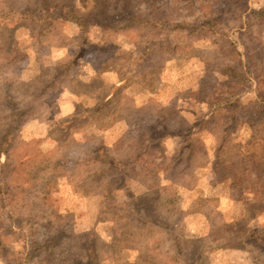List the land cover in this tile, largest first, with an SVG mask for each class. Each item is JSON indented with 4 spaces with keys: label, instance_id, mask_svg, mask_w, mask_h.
I'll return each instance as SVG.
<instances>
[{
    "label": "rangeland",
    "instance_id": "1",
    "mask_svg": "<svg viewBox=\"0 0 264 264\" xmlns=\"http://www.w3.org/2000/svg\"><path fill=\"white\" fill-rule=\"evenodd\" d=\"M37 1L0 0V21L20 27L15 43L0 28V264H166L180 229L191 264H264V200L213 165L224 140L264 153V0H45L61 14ZM36 78L14 90L32 114L5 144L4 87ZM145 125L160 134L120 142ZM189 128L198 155L178 151ZM149 196L158 220L137 211Z\"/></svg>",
    "mask_w": 264,
    "mask_h": 264
},
{
    "label": "trees",
    "instance_id": "2",
    "mask_svg": "<svg viewBox=\"0 0 264 264\" xmlns=\"http://www.w3.org/2000/svg\"><path fill=\"white\" fill-rule=\"evenodd\" d=\"M37 6L34 8L36 11H38L39 13L43 14V13H48V12H57V13H62V11H58L57 10V5L51 4L49 1L46 2L45 0H38L37 1ZM48 6H50V8H48ZM248 8L247 6H245L244 11H246ZM31 11V9H28L24 12H22V14L24 16H27L29 14V12ZM40 19L42 20H54L56 19L54 16H46V17H41ZM64 19V18H62ZM68 19V18H67ZM67 19L65 18V20L67 21ZM219 21L217 18L213 19L212 21ZM64 21V20H63ZM211 21H206L203 23V27H207L209 25ZM24 27V26H21ZM26 27V26H25ZM0 28H4L5 31H11V35H12V43L16 42V33L18 31V29L20 27L16 26V23H13V21L11 22H2L0 21ZM242 28V26H241ZM37 78L33 79L30 82H21V81H13L12 83L10 81L7 82V87H4V90L7 91V93H9L11 91V93L8 95V97H6V99L8 100V107H11V111L12 114L8 115L6 114L5 119L10 121V132L9 134H6L5 137V144H9L12 136H13V132L11 131L12 129H15L17 127V125H20L22 123V121L24 120V117L29 116L32 114V112H30V110L28 111H24L23 110V106H22V102L18 100L17 96L14 94V90L15 88L18 87L17 92L19 93V84H23V87H30V85H34L37 82ZM21 89V88H20ZM13 93V95H12ZM15 98V99H14ZM264 100V99H263ZM4 103H0V106H3ZM5 109V108H4ZM1 111H3V109H1ZM100 111V108L93 110V111H89L91 113H98ZM7 113V112H5ZM86 115L88 116L89 113H86ZM86 119V116L83 117ZM78 119V114H72L69 117L68 120V125H70V130L73 133H77L80 132L81 129L79 127H75L74 122L77 121ZM89 119V118H88ZM91 126H97L99 127L101 130H103L105 127L100 126L98 123L96 122H92ZM225 131H227V129H225ZM142 136L143 138H149L152 137L154 134H160L158 131H156L155 129L152 130V126L147 127L145 126H137L135 129L133 130H129L127 131V133L124 134V136L120 139V142H123L125 140V138H127V136L129 134H136L137 136L139 135ZM185 141L183 143V145L178 149V151H180V155H183L184 153H186L189 150H193L195 151V147H194V139L192 136V132L190 130V128L187 130V133L185 134ZM228 140H224L220 145L217 146L215 154H214V159H213V165H214V171H215V175L217 176L216 178L219 179L220 181H224L225 179H231L233 181V184L241 187L242 188V192L245 193H249L254 195V200L257 199H262L264 200V183L261 180L260 177V171H261V164L260 162H262L261 160H264V153L260 152V153H247L245 151H243L239 146L233 144L232 142H229ZM204 145V143H202ZM205 148V155L207 154V148L204 145ZM3 148H0V150H2ZM105 148L102 147L100 151H103ZM142 151V150H141ZM195 153L198 155V153L195 151ZM233 153V154H230ZM233 156H236L238 158V161H234L233 159H231ZM224 157H229L230 159L228 160V162L230 163V165L227 167L226 164H223L222 159ZM140 158V157H139ZM138 158V159H139ZM239 161L241 162H248V166L246 169H244L243 171L239 172V170H237V166L239 164ZM110 164L112 165L113 168L118 167L120 164L123 165L121 162L117 161L116 159H111L110 160ZM103 165V164H101ZM104 165H106V163H104ZM224 168V169H221ZM221 169V170H220ZM15 170V168L12 170V172ZM264 170V169H263ZM157 171H162L165 174H167L166 171H168L166 168H158ZM112 177H115V175H113ZM111 177V178H112ZM248 177L249 181H251L253 185H248V186H244L243 183L246 180L245 178ZM106 177L101 175V179H105ZM40 180V178L34 174L33 171L29 172V177L27 178V183L29 186H36V183ZM101 180V181H102ZM50 182V181H49ZM104 186L108 187L110 185V182L107 183H103ZM50 187L49 184L46 183V188ZM258 186H260L259 188H257ZM247 199V204H248V198ZM138 203L136 204V207H138L137 211L144 213L145 211H149V213L151 212L152 214L155 215L156 220L157 217L161 216V212L159 211V207H160V200L159 197L157 198H153L151 196L147 197H138L137 198ZM143 200H148L146 202V207L143 205L144 201ZM142 207H145L142 210ZM151 214V215H152ZM264 214V206H260L256 209L253 217L256 218L258 216H261ZM114 217V216H113ZM246 218V215H244V213H242L240 215V219L244 220ZM113 219H116L115 217ZM159 227L161 229H165V230H174L171 226H169V224H159ZM234 224V223H233ZM11 234H13L11 232ZM255 236V235H254ZM172 239H174V241L176 242V244L174 245V254H170L168 256V263L166 264H177L179 263L181 260L185 261L186 264H191V258H188L186 256V254L184 253V248L187 247L188 245H190V238H186V235L184 234V230L180 229L178 233L176 234H172ZM160 242H162V240L157 239V245L155 246V249H159L160 248ZM203 259V254H198L195 258V260H193V264L198 263L199 261H202Z\"/></svg>",
    "mask_w": 264,
    "mask_h": 264
},
{
    "label": "crops",
    "instance_id": "3",
    "mask_svg": "<svg viewBox=\"0 0 264 264\" xmlns=\"http://www.w3.org/2000/svg\"><path fill=\"white\" fill-rule=\"evenodd\" d=\"M225 214H226V218H228V219H230V220H233V219H235L236 217H238V216H240V212H239V214H237V216H235V217H227V212H225Z\"/></svg>",
    "mask_w": 264,
    "mask_h": 264
}]
</instances>
